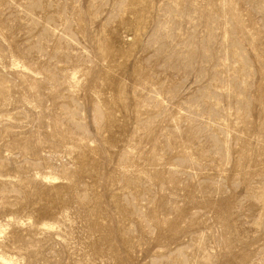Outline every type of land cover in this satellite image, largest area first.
I'll use <instances>...</instances> for the list:
<instances>
[{"label":"rangeland","instance_id":"1","mask_svg":"<svg viewBox=\"0 0 264 264\" xmlns=\"http://www.w3.org/2000/svg\"><path fill=\"white\" fill-rule=\"evenodd\" d=\"M0 264H264V0H0Z\"/></svg>","mask_w":264,"mask_h":264}]
</instances>
